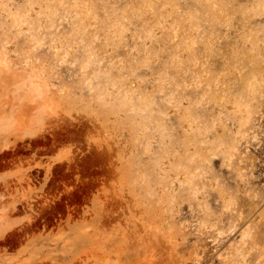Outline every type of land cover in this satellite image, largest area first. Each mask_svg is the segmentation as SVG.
<instances>
[{
	"label": "rangeland",
	"instance_id": "rangeland-1",
	"mask_svg": "<svg viewBox=\"0 0 264 264\" xmlns=\"http://www.w3.org/2000/svg\"><path fill=\"white\" fill-rule=\"evenodd\" d=\"M0 264H264V0H0Z\"/></svg>",
	"mask_w": 264,
	"mask_h": 264
},
{
	"label": "bare ground",
	"instance_id": "bare-ground-1",
	"mask_svg": "<svg viewBox=\"0 0 264 264\" xmlns=\"http://www.w3.org/2000/svg\"><path fill=\"white\" fill-rule=\"evenodd\" d=\"M26 86H27V90L30 91V93H36V95L39 96V93H38V88L37 86L33 83V81H31V76L28 77V82L26 83Z\"/></svg>",
	"mask_w": 264,
	"mask_h": 264
}]
</instances>
